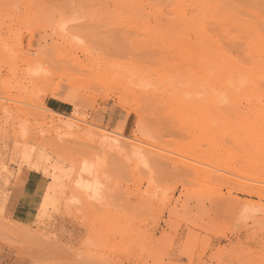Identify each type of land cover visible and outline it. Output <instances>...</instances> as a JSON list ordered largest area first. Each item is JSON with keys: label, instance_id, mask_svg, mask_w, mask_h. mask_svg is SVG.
Here are the masks:
<instances>
[{"label": "rangeland", "instance_id": "rangeland-1", "mask_svg": "<svg viewBox=\"0 0 264 264\" xmlns=\"http://www.w3.org/2000/svg\"><path fill=\"white\" fill-rule=\"evenodd\" d=\"M0 264H264V0H0Z\"/></svg>", "mask_w": 264, "mask_h": 264}, {"label": "bare ground", "instance_id": "bare-ground-1", "mask_svg": "<svg viewBox=\"0 0 264 264\" xmlns=\"http://www.w3.org/2000/svg\"><path fill=\"white\" fill-rule=\"evenodd\" d=\"M207 14V13H206ZM225 27H227V26H225ZM225 27H224V29H225ZM240 27V26H239ZM241 29V28H240ZM247 30V29H246ZM217 31V30H216ZM222 33V32H221ZM241 35V34H240ZM239 37V36H238ZM213 39V38H212ZM217 41V40H216ZM218 42V41H217ZM243 45V44H242ZM247 45V44H246ZM245 46V45H244ZM244 49V48H243ZM245 50V49H244ZM202 51V50H201ZM227 54V53H226ZM218 57V56H217ZM221 58V57H220ZM222 59V58H221ZM222 61V60H221ZM226 62V61H225ZM207 63V62H206ZM217 65V64H216ZM221 65V64H220ZM236 65V64H235ZM234 64H233V66H235ZM228 66V65H227ZM230 66V65H229ZM228 66V67H229ZM237 66V65H236ZM239 66V68H237L238 70L236 71L235 70V72L234 73H232L230 76H227L225 79H220L218 82H217V78L215 79L213 76V79L212 80H214L215 82H217V84L220 86V88L218 89V94L217 95H212V97H213V99L211 98V95H206V96H203L202 98H200L201 99V101L203 100V101H206V100H210V101H216L217 100V98H220V97H222V98H224L225 100H230V94H232V93H234V88L236 89V90H241L244 86H245V80H247V79H245V73H244V71L240 68V65H238ZM223 67H225V69H228L225 65H223ZM219 68V67H218ZM211 69L212 70H215L216 69V66H212V68H207L206 66H205V64H204V66L203 67H200V70H201V72H205V71H211ZM233 69V68H232ZM234 69H236V68H234ZM221 70V69H220ZM216 71V70H215ZM219 71V70H218ZM217 71V72H218ZM231 71V70H230ZM211 72H213V71H211ZM220 72V71H219ZM216 73V72H215ZM229 73V72H228ZM207 74V73H206ZM191 75V74H190ZM212 75H214V73L212 74ZM215 75H217V74H215ZM207 76H209V74L207 75ZM220 75H218L217 77H219ZM224 77V76H223ZM190 78V77H189ZM209 78H210V76H209ZM134 81V80H133ZM213 81V82H214ZM212 83V82H211ZM179 84V83H178ZM189 84V83H188ZM216 85V84H215ZM148 86V85H147ZM210 86V85H209ZM214 87V86H213ZM147 88V87H146ZM209 89V88H208ZM211 89V88H210ZM214 89H216V87L214 88ZM145 90V89H144ZM173 90H177V87H174V89ZM184 90V89H183ZM231 90V91H230ZM234 90V91H233ZM206 91V90H205ZM212 91H213V88H212ZM140 92V91H139ZM188 92V91H187ZM191 92H193L194 93V91H191ZM195 92H196V90H195ZM198 92H200V90L198 91ZM243 92V91H242ZM245 92V91H244ZM243 92V93H244ZM186 93V92H185ZM189 93V92H188ZM206 93V92H205ZM222 93L224 94V95H222ZM196 94H198L197 92H196ZM202 94H203V92H202ZM210 94V93H209ZM245 94H247V93H245ZM124 96V95H123ZM179 96V95H178ZM187 96V95H186ZM194 96V95H193ZM244 96V95H243ZM180 98H182V97H180ZM184 99V98H183ZM186 99V98H185ZM219 100V99H218ZM118 101V100H117ZM126 101L124 100V98H119V103H121L123 106H127L126 105V103H125ZM143 117V116H142ZM140 120V119H139ZM141 125H142V122L140 123ZM120 126H121V122H119L117 125H116V128H120ZM142 127H143V125H142ZM142 127H140V128H142ZM143 129V128H142ZM25 137V136H24ZM117 137V136H116ZM104 138V137H103ZM107 138V137H106ZM114 140V139H113ZM114 143V142H113ZM118 147V146H117ZM128 148H130V147H128ZM116 150V149H115ZM134 153V152H133ZM153 154V153H152ZM151 154V155H152ZM161 156V155H160ZM83 164V163H82ZM95 164V163H94ZM168 164V163H167ZM92 163H85L84 162V164H83V167H82V170L85 172V174L86 173H92V169H93V167H92ZM82 166V165H81ZM47 167V166H46ZM96 167V166H95ZM48 168V167H47ZM96 170V169H95ZM82 172V171H81ZM80 173V172H79ZM78 173V174H79ZM80 175V174H79ZM85 177V176H84ZM81 179V180H80ZM83 178H81V177H79V180H77L76 181V186L77 187H80V188H83V189H89L92 193H95L96 192V190H97V185H100V184H97V182L98 181H96L97 179H98V177H96V180H94V181H92V182H90V183H88L87 181L85 182V180H82ZM70 185H72V184H70ZM75 186V185H74ZM70 187V186H69ZM70 189V188H69ZM72 189H74V187L72 188ZM75 190V189H74ZM81 190V189H80ZM86 190H85V192H86ZM98 190H99V188H98ZM82 192H84V190H82ZM71 193V192H70ZM90 193V192H89ZM72 195H73V193H72ZM90 195V194H89ZM88 195V197H90ZM98 195V194H97ZM94 196V195H93ZM70 197H72V196H70ZM73 199H76V198H74V197H72ZM245 198V197H244ZM69 200V199H68ZM91 200V199H90ZM67 202V201H66ZM69 203V202H68ZM245 203V202H244ZM248 204H249V202H248ZM143 205H141L140 207H142ZM241 206H244V207H241V209H240V211H239V215H237L238 217H237V219H236V222L237 221H239L242 217H244V216H241L243 213H241V212H244V208H245V205H241ZM144 207V206H143ZM248 207V206H247ZM70 208V207H69ZM154 208V207H153ZM66 209V208H65ZM246 210H248V209H250L249 207L248 208H245ZM251 209H252V207H251ZM70 210V209H69ZM246 212V211H245ZM244 212V213H245ZM247 212H249V211H247ZM63 213H65L66 214V212H64L63 211ZM245 214H247V213H245ZM69 215V214H68ZM247 215H249V214H247ZM65 216V215H64ZM241 217V218H240ZM245 217H246V215H245ZM248 217V216H247ZM67 218V217H66ZM244 220L246 219V218H243ZM240 223V222H239ZM239 223L238 224H235V226H237V225H239ZM238 228V227H237ZM131 229V228H130ZM132 230V229H131ZM149 244H151V243H149ZM238 259V258H237Z\"/></svg>", "mask_w": 264, "mask_h": 264}]
</instances>
